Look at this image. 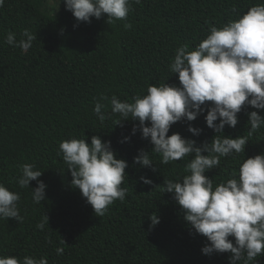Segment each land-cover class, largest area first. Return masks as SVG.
<instances>
[{"label": "trees", "instance_id": "obj_1", "mask_svg": "<svg viewBox=\"0 0 264 264\" xmlns=\"http://www.w3.org/2000/svg\"><path fill=\"white\" fill-rule=\"evenodd\" d=\"M258 0H142L132 4L127 20L107 23V14L91 22H78L63 0H4L0 7V183L20 193L22 222L0 219V255L46 257L48 264H229L230 253L204 254L210 243L184 220L173 195L162 193L164 180L181 179L192 158L160 163L150 153L156 171L133 162L138 151L153 145L142 138L139 122L131 119L116 124L118 114L101 123L93 111L101 101L110 111V99L132 101L147 94L149 84L180 86L178 74L169 64L181 44L194 48L211 26H222L242 14ZM60 3V4H59ZM132 27L125 29L123 25ZM24 29L37 39L27 53L5 43L7 32ZM210 103V102H208ZM264 110L245 105L235 128L223 134L233 138L248 135V113ZM205 112L194 121L174 123L168 135L179 133L196 145L211 142L216 135L206 125ZM217 123L219 120L216 121ZM148 123V122H146ZM137 131L132 134L133 126ZM189 125L201 129L196 136ZM93 135L110 141L117 158L128 162L121 187L125 200L109 206L103 217L94 214L78 188L71 186V172L59 154L61 141ZM129 137L124 140V137ZM123 141V142H122ZM264 153V127L251 137L245 154L222 157L217 168L205 174L215 184L236 172L244 158ZM207 154V153H203ZM32 163L42 171L46 199L36 204L31 188H20L16 178L20 165ZM141 176L152 179L147 185ZM159 223L151 224V215ZM48 217V225L38 223ZM230 239H233L230 237ZM57 247L64 252L58 255ZM264 264V255L257 258Z\"/></svg>", "mask_w": 264, "mask_h": 264}, {"label": "clouds", "instance_id": "obj_2", "mask_svg": "<svg viewBox=\"0 0 264 264\" xmlns=\"http://www.w3.org/2000/svg\"><path fill=\"white\" fill-rule=\"evenodd\" d=\"M63 3L78 22L90 23L92 17L99 19L107 14V23L114 24L126 21L132 4H141L142 0H63ZM3 5L4 0H0V7ZM231 11L237 14L236 18L220 27L211 26L194 48L190 49L186 43L176 48L169 70L178 74L180 86L149 84L147 94L137 95L131 102L113 94L110 111H102L107 106L101 101L108 97L101 95L93 111L101 123L113 114L120 117L115 125L128 119L139 122L142 138L153 145L150 151L139 150L133 158L141 167L156 171L150 153L158 155L162 164L191 156L182 178L164 180L162 193L173 195L184 220L210 242L202 248L204 254L227 252L229 264H258L257 258L264 255V153L244 158L236 172L215 186L205 174L217 168L222 157L245 154L249 137L264 127V116L251 111L247 136L233 138L223 134L225 126L235 128L243 106L264 110V0H258L242 14L237 13L235 6ZM123 27L130 29L132 25L125 23ZM16 35L7 32L5 43L19 47L24 53L37 39L36 33L29 29L20 33L19 40ZM206 109V125L216 133L211 142L197 146L195 140L183 138L179 133L168 135L174 123L194 121ZM136 131L134 125L132 134ZM188 131L198 136L202 130L189 125ZM59 154L71 172V186L80 190L96 216L103 217L115 201L125 200L128 190L121 185L127 176L128 162L117 158L110 141H102L97 135L91 137L90 143L85 138L73 137L60 142ZM41 175L42 171L34 164L24 163L16 178L20 188H30L32 180L37 182V187L31 188L36 204L46 199L47 186L38 179ZM140 181L153 184L146 176H141ZM20 200L19 192L0 183V219L15 218L22 222ZM150 219L153 226L159 223L156 214ZM45 224L48 225L46 215L36 227L43 230ZM56 252L62 255L64 249L57 247ZM0 264H48V260L0 255Z\"/></svg>", "mask_w": 264, "mask_h": 264}, {"label": "rangeland", "instance_id": "obj_3", "mask_svg": "<svg viewBox=\"0 0 264 264\" xmlns=\"http://www.w3.org/2000/svg\"><path fill=\"white\" fill-rule=\"evenodd\" d=\"M19 50H21L19 47H18ZM22 51V50H21Z\"/></svg>", "mask_w": 264, "mask_h": 264}]
</instances>
